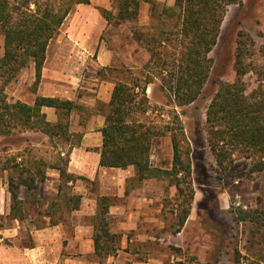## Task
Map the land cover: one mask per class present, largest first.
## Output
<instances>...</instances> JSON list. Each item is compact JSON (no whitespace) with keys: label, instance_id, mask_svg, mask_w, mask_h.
Wrapping results in <instances>:
<instances>
[{"label":"trees","instance_id":"1","mask_svg":"<svg viewBox=\"0 0 264 264\" xmlns=\"http://www.w3.org/2000/svg\"><path fill=\"white\" fill-rule=\"evenodd\" d=\"M89 4V0H0V30L4 36V54L0 58V135L9 136L13 131L43 133L49 139H61L77 145L81 134L70 132V118L75 110L84 108L73 101L37 96L35 103L16 101L10 103L5 88L20 72L35 66L32 92L36 93L41 82L42 70L50 41L58 33L74 5ZM143 3L151 4V23L146 28H131L133 39L145 48L150 60L144 70V83L138 78L115 83L108 105L99 104L105 115L101 132L103 144L100 165L107 168L126 169L133 166L136 181L141 185L148 179H169L177 188L181 212L177 214V233L185 226L194 201L192 183V148L183 121L176 108L194 104L202 96L213 70L211 52L218 44L222 24L232 5L241 0H175L173 7L163 6L154 0H113L114 9L99 8L110 23L136 22ZM34 7V8H33ZM251 43V45H250ZM254 44L246 32H240L235 53L237 78L233 83L221 84L206 111L204 131L218 170L227 172L236 159L250 161V174L264 173V86L247 93L244 77L255 72L264 81V69L247 62L254 55ZM264 56V46L260 50ZM160 80V89L167 98L166 106L174 107L171 121L158 125L150 119L148 87ZM43 107L57 110L58 122L47 121ZM169 135L173 148L171 169L151 164L153 141ZM72 140V141H71ZM71 150H69L70 152ZM69 152L60 166L61 176L67 181L75 177L67 174ZM5 169L13 170L9 181L12 194V216L24 219L25 201L19 198L20 187L37 189L35 179H45L42 161L17 162L16 158ZM16 174V178H14ZM61 190V187H60ZM80 195H66L64 203L70 210H78ZM113 199L98 198L94 216L93 242L99 264L115 257L120 250L122 235L112 231L109 209ZM242 222L252 223L261 233L264 243V210L241 211ZM246 259V258H245ZM238 263L264 264V257ZM172 264H203L197 257L177 260Z\"/></svg>","mask_w":264,"mask_h":264},{"label":"crops","instance_id":"2","mask_svg":"<svg viewBox=\"0 0 264 264\" xmlns=\"http://www.w3.org/2000/svg\"><path fill=\"white\" fill-rule=\"evenodd\" d=\"M89 1V4L74 5L58 33L50 41L37 92L29 93L26 98L16 96L17 101L29 105H33L39 96L70 100L84 108L73 111L70 118V132L81 134L77 145L73 146L72 142L65 141H56L54 144L47 142L48 137L43 133H23L42 135L45 139L41 143L43 147L48 145V148H57L60 150L59 157L64 158L71 150L66 172L75 179L67 181L61 176L60 164H50L46 159L39 160L43 163L45 179L40 182L37 172L33 171L31 177L35 179L37 189H29L23 185L20 187L19 198L25 201V217L21 220L11 215V170L4 167L0 169V264H91L89 258L95 256L94 216L98 198L103 196L113 199L109 217L112 231L123 233L121 250L135 239H143V235H137L130 240L127 234L135 231L141 221H149L147 217H142L145 211L152 210L151 206L168 181L145 180L143 186L151 185L154 191L152 196H148L142 194L146 191L135 180L136 171L133 166L119 169L100 165L103 144L101 130L105 125V115L100 111L99 104L108 105L111 101L115 85L111 73L117 66L123 65L129 69L145 68L150 55L133 39L128 23L118 20L109 23L101 15L99 8L116 13L113 0ZM154 1L167 7L175 5V0ZM147 4L143 3L141 7L140 14L145 15L144 17L149 10ZM120 36L124 37L125 42ZM140 52L146 58L142 64L137 61ZM28 75L33 82V63L28 67ZM42 112L46 114L47 121L58 122L55 108L43 107ZM23 144L26 150L29 142L25 141ZM169 157L170 165L158 168L171 169L172 143ZM24 158L23 155L18 156L16 161L20 162ZM26 158L28 160L29 156ZM151 164L154 166L152 155ZM173 187L172 185L170 188L171 192L174 191ZM66 195L82 197L78 210L68 209L64 203ZM27 203L35 208V214L29 213ZM55 214L57 221H54ZM59 214L62 216L59 217ZM145 236L149 237L147 234Z\"/></svg>","mask_w":264,"mask_h":264},{"label":"rangeland","instance_id":"3","mask_svg":"<svg viewBox=\"0 0 264 264\" xmlns=\"http://www.w3.org/2000/svg\"><path fill=\"white\" fill-rule=\"evenodd\" d=\"M11 1L15 3L21 0ZM241 1V4L232 5L228 9L218 44L210 54L213 59V70L202 96L190 106L176 108L192 148V183L195 196L185 226L177 233V214L181 212V208H179L177 188L173 185L174 191L171 192L172 185L167 179L163 191L151 206L152 210L145 211L142 217L143 219L147 217L149 221L147 223L141 221V225L135 231L127 234L130 240L137 235H143V239L134 238L133 242L122 248L115 257L105 260L104 264H172L192 256L197 257L203 264H239L238 259L248 262L246 259L255 261L264 257L261 233L257 232L252 223H245L239 219L242 210H264V173L250 174V161L246 159H236L227 172L218 170L204 131L207 108L221 88V84L233 83L237 78L235 53L240 32L249 34L254 44V55L248 58L247 62H253L258 68L264 69V56L260 52L264 46V0ZM147 5L149 10L146 17L140 14L136 22L127 24L129 29L149 27L152 6L149 3ZM162 5L160 4V8ZM122 37L120 36L121 39L124 38ZM123 41L125 42L124 39ZM3 54L4 36L0 30V58ZM137 59L142 64L146 59L144 53L140 52ZM117 67L111 73L115 83L126 82L131 78H138L144 83L147 75L144 68L129 69L124 65ZM34 81L32 82L28 75V67L23 69L5 88L8 101L16 102L18 98L16 96L26 98L32 93ZM244 82L248 94L264 86L261 76L255 72L248 73L244 77ZM147 93L151 104L149 118L158 125L171 121V112L175 109L166 106L167 98L160 89L158 78L148 87ZM44 140L42 135H23L17 130L9 136L0 135V169L9 166L14 158L21 155L25 156L23 160L27 164L46 159L50 164L62 165L63 158L58 155L60 150L48 148V145L43 147L41 143ZM47 140L53 144L56 141H63L49 138ZM25 141L29 142L26 150L23 144ZM170 150L169 135L155 138L151 151L154 166L168 167L171 163ZM27 155L28 160H26ZM10 170L13 175V170ZM1 174L0 172V176ZM141 187L146 191L142 194L153 195V186L145 187L142 184ZM27 207L29 213L35 214V208L30 203L26 204ZM160 208H162L161 212ZM58 216L61 217L62 214ZM57 220L56 215L54 221ZM146 234L149 237H144ZM90 261L91 264L92 261L94 264H99L95 256H91Z\"/></svg>","mask_w":264,"mask_h":264}]
</instances>
